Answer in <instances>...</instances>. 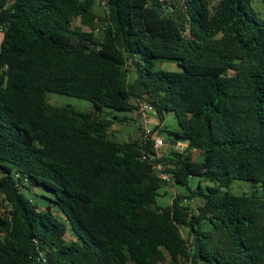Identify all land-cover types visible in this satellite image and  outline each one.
<instances>
[{"label":"trees","instance_id":"1","mask_svg":"<svg viewBox=\"0 0 264 264\" xmlns=\"http://www.w3.org/2000/svg\"><path fill=\"white\" fill-rule=\"evenodd\" d=\"M253 1L102 0L101 16L96 0H0V264H264V193L229 192L234 181L264 185V20ZM49 93L92 111L51 106ZM144 103L150 136L112 140L125 118L109 113ZM166 114L185 148L159 162L173 185L200 182L161 209L166 183L143 157ZM181 199L201 201L182 221Z\"/></svg>","mask_w":264,"mask_h":264},{"label":"rangeland","instance_id":"2","mask_svg":"<svg viewBox=\"0 0 264 264\" xmlns=\"http://www.w3.org/2000/svg\"><path fill=\"white\" fill-rule=\"evenodd\" d=\"M102 0H96V6L94 7V11L98 15H103L105 7L104 3H100ZM218 0H212L213 4H215ZM251 9L259 16L260 19L264 20V2L261 0H254L251 3ZM78 24V22L76 23ZM85 31L89 30V27H83L81 26ZM98 27V26H97ZM1 41V36H0ZM170 69H173V67H170ZM130 79L132 77L130 76ZM46 100L48 104L54 107H67L71 108L73 110H76L81 113H89L92 111V106L89 102L84 100L75 99L72 97H67L63 95H57V94H47ZM108 110H104L101 114L102 117H105V114L108 113ZM117 116L119 118H125L121 122H115L113 126L110 128L109 136L112 140L123 143V142H132L140 139L143 133V128L141 126V120H140V111L135 112H128V113H116V112H110L108 117H114ZM152 120V119H151ZM177 129V124L175 121V118L172 114H166L164 118V122L162 123V130L164 132L161 134V138L164 142H167L169 140H172L176 143L174 147H171L169 144L163 145V147L160 149L162 154H168L171 149H173L175 152H180L185 148V143H183L181 140L175 139L173 136H168L167 132L175 131ZM200 182V179L198 178H190L187 182V187L179 186V185H173L171 183H167L163 186H161L159 190V195L156 198L155 205L158 208L165 209L171 206L172 199L181 197V196H188L190 190H195L198 186V183ZM205 184H201V187L203 188ZM42 188L36 187V189H33L31 192L35 195H39ZM43 191V190H42ZM229 192L234 195H261L264 193V185L258 183V184H252L250 182L246 181H234L230 188ZM46 196H48L47 192H44ZM29 200H31L34 204L37 206H43L44 204H47V201L40 198V197H34L31 193L25 192L24 194ZM181 203L183 209H180L177 213V220L182 221L185 216H191L193 213L197 212L198 206L201 204L200 200L197 199H181ZM4 212L3 208L0 205V215H2ZM181 235L184 239L187 237V231L185 229H181ZM66 239L70 240L72 236L67 233Z\"/></svg>","mask_w":264,"mask_h":264},{"label":"built area","instance_id":"3","mask_svg":"<svg viewBox=\"0 0 264 264\" xmlns=\"http://www.w3.org/2000/svg\"><path fill=\"white\" fill-rule=\"evenodd\" d=\"M139 111L141 126L143 128V133L140 138L146 140L151 134L149 125L151 119L155 117V112L150 105L145 103L141 104ZM163 145H165L163 139L160 136L155 137L153 139V148L155 150V155L148 158L143 157V159L147 160L151 164L153 170L157 173L158 177L167 184L171 183L170 175L165 171L167 169L166 166L163 163L159 162V159L163 156L160 150Z\"/></svg>","mask_w":264,"mask_h":264},{"label":"crops","instance_id":"4","mask_svg":"<svg viewBox=\"0 0 264 264\" xmlns=\"http://www.w3.org/2000/svg\"><path fill=\"white\" fill-rule=\"evenodd\" d=\"M150 123H154V124H156V121L152 119V120L150 121ZM112 126H113V125H112ZM112 126H111V127H112ZM109 133H110V132H109ZM169 142H170V146H171V147H174V146L176 145V143H172L171 141H169Z\"/></svg>","mask_w":264,"mask_h":264},{"label":"water","instance_id":"5","mask_svg":"<svg viewBox=\"0 0 264 264\" xmlns=\"http://www.w3.org/2000/svg\"><path fill=\"white\" fill-rule=\"evenodd\" d=\"M173 143V142H172ZM165 144H169L170 145V142L169 141H167V142H165Z\"/></svg>","mask_w":264,"mask_h":264}]
</instances>
